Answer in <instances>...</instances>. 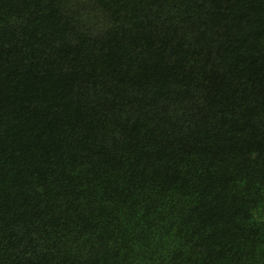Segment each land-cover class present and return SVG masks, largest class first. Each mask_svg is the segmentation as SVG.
<instances>
[{
	"label": "trees",
	"instance_id": "trees-1",
	"mask_svg": "<svg viewBox=\"0 0 264 264\" xmlns=\"http://www.w3.org/2000/svg\"><path fill=\"white\" fill-rule=\"evenodd\" d=\"M0 264H264V0H0Z\"/></svg>",
	"mask_w": 264,
	"mask_h": 264
}]
</instances>
